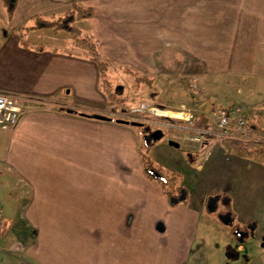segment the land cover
Segmentation results:
<instances>
[{"label": "crops", "instance_id": "0c3cea01", "mask_svg": "<svg viewBox=\"0 0 264 264\" xmlns=\"http://www.w3.org/2000/svg\"><path fill=\"white\" fill-rule=\"evenodd\" d=\"M72 1L92 12L85 34L97 40L98 56L109 59V77L118 70L127 75L133 58L139 71L155 77L164 42L189 58L219 59L227 73L264 75V0H19L11 20L0 0V15L10 25L4 34L12 32L0 39V93L18 97L21 108L16 125L0 130L6 132L0 215L9 225V244L22 239L21 251L4 252L3 258L12 264L208 263V192L196 199V208L190 190L186 204L168 205L160 185L143 172L139 128L112 113L90 53L73 44L60 50L22 41V32L35 31L22 30L33 24V15L57 17ZM249 94L244 105L253 100ZM174 147L150 144L148 154L155 164L156 157L165 161L167 172H177L168 162ZM224 154L230 157L216 164L219 181L262 184V163ZM252 239L221 240V264L254 263L250 251L247 263L237 256ZM228 245L237 251L230 261Z\"/></svg>", "mask_w": 264, "mask_h": 264}, {"label": "rangeland", "instance_id": "374dc122", "mask_svg": "<svg viewBox=\"0 0 264 264\" xmlns=\"http://www.w3.org/2000/svg\"><path fill=\"white\" fill-rule=\"evenodd\" d=\"M80 4L83 5L81 2ZM86 19L81 18L75 21V25L82 30L83 34L88 30ZM6 25L7 23L0 15V39L12 33L10 29L9 32L4 34L5 29L8 26L10 27V25ZM22 34V41L31 44L33 47L40 45L44 48L56 47L60 50L74 48L72 36L65 30L55 33L51 29H42L29 33L22 32ZM131 46L128 48L131 49ZM183 53L170 44L161 43L159 56L156 60L158 61V68L156 67L157 74H155V77H152L149 73L144 74L139 71L135 67V58L127 63L129 64L127 75L120 74L118 70L117 73L109 77L107 71V77L110 78L109 80L112 81L113 85H121L124 89V102L110 101L112 103V113H116L130 122H137L136 125L130 124L139 128L140 131L142 128L145 130L140 132L139 141L141 143L144 140L143 138L148 141L147 130L152 131V138L150 143H147V147L152 144L155 149L159 150L170 142H173V145L175 144L176 147L173 148L174 158L172 161H167L169 167L180 173L181 183L190 190V204L192 206L196 208V199L199 200L202 193L212 191L230 192L233 197V207L237 214V221L243 223L246 220H255L259 225L254 237H252L253 239L250 241V246H243L237 256L240 257L241 261L247 263L248 252L250 251V255L252 253L254 258L252 264H264V185H262L264 181H261L262 184L254 181L244 185L242 181L218 180L216 164L225 160V157L229 159L230 156L224 154L225 149H223L220 140L225 136L220 135V130L213 119V114L219 108L226 109L227 112H230L231 117L236 119L238 115L244 116L253 107H258L264 101V75L227 73L217 63L219 59H203V61L202 59L189 58L187 55L184 56ZM100 58L105 61L109 60L106 57ZM219 69H221L220 72ZM248 93H250L248 96L253 100L248 105H244L243 102H247V100L243 98ZM231 95L238 96L243 101L238 99L241 102L237 100V103H232L230 101L234 97H231ZM141 104L172 110L173 112L182 111L187 114V117L159 116L147 109L139 111L137 109ZM200 117L206 118L207 126L204 128L193 126V122ZM161 122L169 124V126L161 125ZM170 124L186 126V129L176 128L170 126ZM243 131L231 130L230 133L236 137H247ZM183 134H186L188 140L182 138ZM5 136L6 132L0 131V145L2 146L6 142ZM176 153H178V157H176ZM155 160L160 168L167 170L168 165L164 163L165 161L158 157ZM184 162L191 164V170L184 169ZM197 165H200V167L197 168ZM260 165L264 166L263 164ZM205 218L212 222V237L208 239L207 237L211 235L207 234L205 237L207 239L204 242V253L206 252L208 263L202 261L197 264H221L222 252L220 245L223 239L224 244L227 245V240L231 236L228 228L218 221L215 215L206 213ZM20 220L23 221L22 218ZM8 226L5 216L0 215V264H12L5 261L3 258L5 257L4 252H9L10 255L11 253L18 254L21 251H12L11 246L16 241H11L9 244L7 238H12V235L7 232ZM216 239L218 240L215 241ZM18 240L22 245V239ZM236 252V249L230 245L225 246V256L229 261L236 256Z\"/></svg>", "mask_w": 264, "mask_h": 264}, {"label": "trees", "instance_id": "16d2710c", "mask_svg": "<svg viewBox=\"0 0 264 264\" xmlns=\"http://www.w3.org/2000/svg\"><path fill=\"white\" fill-rule=\"evenodd\" d=\"M6 12L7 20H11L19 0H1ZM91 10L80 3L72 1L71 7L57 17L44 18L40 14L32 16L33 24L23 27L22 30L51 29L53 32L65 30L72 36V44L90 53V58L96 63L99 73V86L108 101L124 102V89L121 85H113L107 77L108 63L101 59L97 52V40L91 34H83L75 25V21L81 18H89ZM69 112H76L68 110ZM88 116H98L91 113H80ZM245 124L243 132L247 137H224L220 142L225 151L242 158H250L264 164V101L244 115ZM178 122H183L177 120ZM138 124V123H132ZM140 126V124H139ZM195 127H206L205 117H200L193 122ZM145 131L143 128L140 132ZM148 141L139 144V156L145 176L156 181L162 190L165 199L170 206L186 204L189 200V189L181 183V175L174 171H164L154 163L148 154L147 143L151 141L152 131L147 130ZM146 136V135H145ZM204 210L213 214L228 228L229 234L239 244H245L254 237L257 222L248 220L243 223L237 221V214L233 207L232 198L225 191H212L204 196Z\"/></svg>", "mask_w": 264, "mask_h": 264}, {"label": "built area", "instance_id": "2783aa9c", "mask_svg": "<svg viewBox=\"0 0 264 264\" xmlns=\"http://www.w3.org/2000/svg\"><path fill=\"white\" fill-rule=\"evenodd\" d=\"M145 109L150 110V112L155 115L165 116L162 113H158L156 107H149L145 104H141L137 110L143 111ZM20 110L18 97L11 94L0 93V130L12 129L18 121ZM229 113L230 112H227L226 109L219 108L213 114V119L218 126L217 128L220 130V135L225 137H236L230 132L231 130H243L245 119L243 115H238V117L234 119ZM11 248L13 250H21V245L16 241L12 244Z\"/></svg>", "mask_w": 264, "mask_h": 264}, {"label": "bare ground", "instance_id": "6f19581e", "mask_svg": "<svg viewBox=\"0 0 264 264\" xmlns=\"http://www.w3.org/2000/svg\"><path fill=\"white\" fill-rule=\"evenodd\" d=\"M156 110H157L158 113H162L163 115L167 114V113H164L165 111H167L168 114L166 116L179 117V118H186L187 117V114L185 112H182V111L173 112L172 110H164V109H160V108H157V107H156Z\"/></svg>", "mask_w": 264, "mask_h": 264}]
</instances>
